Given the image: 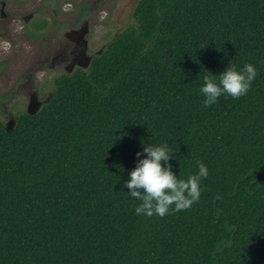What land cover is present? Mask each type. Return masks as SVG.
Here are the masks:
<instances>
[{
	"label": "trees",
	"instance_id": "1",
	"mask_svg": "<svg viewBox=\"0 0 264 264\" xmlns=\"http://www.w3.org/2000/svg\"><path fill=\"white\" fill-rule=\"evenodd\" d=\"M133 15L37 112L11 128L0 114V264H264V0H139ZM230 61L256 66L248 94L203 107L202 76ZM163 142L174 174H210L191 207L138 216L124 181Z\"/></svg>",
	"mask_w": 264,
	"mask_h": 264
},
{
	"label": "rangeland",
	"instance_id": "2",
	"mask_svg": "<svg viewBox=\"0 0 264 264\" xmlns=\"http://www.w3.org/2000/svg\"><path fill=\"white\" fill-rule=\"evenodd\" d=\"M60 1L66 8L61 14L59 0H0V114L9 128L18 114L29 111L33 97L40 108L53 95L57 77L89 69L95 56L135 25L139 0ZM43 18L46 25L38 29ZM82 30L89 62H74L68 69L72 52L81 54V46L74 48Z\"/></svg>",
	"mask_w": 264,
	"mask_h": 264
},
{
	"label": "clouds",
	"instance_id": "3",
	"mask_svg": "<svg viewBox=\"0 0 264 264\" xmlns=\"http://www.w3.org/2000/svg\"><path fill=\"white\" fill-rule=\"evenodd\" d=\"M257 74L254 64L237 67L231 61L219 74H204L199 87L203 107L216 104L221 96L234 99L246 96ZM40 76L42 74H38V78ZM172 153L166 142L146 143L142 151L137 152L136 166L129 171L123 185L131 198L138 201L134 208L136 215L164 217L170 209L182 211L200 199L201 181L210 174L208 166L198 160L197 171L181 178L173 173L169 163Z\"/></svg>",
	"mask_w": 264,
	"mask_h": 264
},
{
	"label": "flooded vegetation",
	"instance_id": "4",
	"mask_svg": "<svg viewBox=\"0 0 264 264\" xmlns=\"http://www.w3.org/2000/svg\"><path fill=\"white\" fill-rule=\"evenodd\" d=\"M62 8H63V10H66V8H64L62 6V1L59 0V6H58V11L57 12H59L61 14ZM84 9H86V6H84L83 10ZM40 13H45V12L40 11ZM88 13H89V11H88ZM4 14H6V13H4ZM46 18L41 19V21L36 23V25L37 24L42 25L43 23H44V25H46ZM83 32H84V30L79 32L77 37L75 38V40L77 41V44H76V46L74 48V49H78L81 46L82 47L81 48V54H77V52L75 50L72 52L73 53V58L71 59L72 63L70 65H68V67H67L68 69H71L73 67V63L74 62H87V63L89 62V59L85 56L86 42L83 39V34H82ZM91 61H90V64H91ZM87 63H84V64L87 65Z\"/></svg>",
	"mask_w": 264,
	"mask_h": 264
},
{
	"label": "water",
	"instance_id": "5",
	"mask_svg": "<svg viewBox=\"0 0 264 264\" xmlns=\"http://www.w3.org/2000/svg\"><path fill=\"white\" fill-rule=\"evenodd\" d=\"M36 99L33 97L32 98V100H31V103H30V106H29V112H31V113H35V112H37L38 111V109H39V105H38V103H36V101H35ZM233 229V227H230V230H232ZM228 244V240L227 239H225L224 240V248L226 247V245ZM229 245L231 246V243H229ZM214 256H216V254L214 253ZM217 257V256H216ZM218 264V263H217Z\"/></svg>",
	"mask_w": 264,
	"mask_h": 264
}]
</instances>
